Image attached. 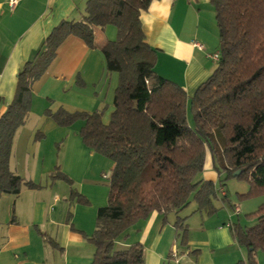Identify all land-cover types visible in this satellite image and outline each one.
Here are the masks:
<instances>
[{
	"label": "trees",
	"instance_id": "trees-1",
	"mask_svg": "<svg viewBox=\"0 0 264 264\" xmlns=\"http://www.w3.org/2000/svg\"><path fill=\"white\" fill-rule=\"evenodd\" d=\"M151 1L86 0L83 17L61 20L19 69L13 98L0 115V196L17 194L22 186L38 187L9 169L15 131L30 111L32 83L68 36L95 48V26L116 28L115 38L100 46L106 71L117 73L108 122L102 121L103 110L69 112L60 107L44 112L59 126L82 120L83 143L113 162L106 205L97 208L95 229L85 236L94 247L91 264H144L139 242L125 248L116 242L152 211L178 214L193 199L196 211L215 213L214 183L197 178L207 152L219 173L248 182L242 196L264 195V0H209L220 57L191 96L154 69L156 50L145 41L139 18ZM217 139L221 147L216 159ZM237 169L239 174L233 175ZM49 176L69 184L70 201L88 203L58 166ZM254 215L252 226L230 225L238 244L247 249V264H257V249L264 254V201ZM184 221L178 216L174 225L185 243ZM48 242L56 245L50 238Z\"/></svg>",
	"mask_w": 264,
	"mask_h": 264
},
{
	"label": "crops",
	"instance_id": "crops-1",
	"mask_svg": "<svg viewBox=\"0 0 264 264\" xmlns=\"http://www.w3.org/2000/svg\"><path fill=\"white\" fill-rule=\"evenodd\" d=\"M85 3L16 0L11 7L9 0H0V115L13 98L19 69L61 20H80ZM139 18L145 41L156 50V73L191 96L216 67L207 57L219 51L215 12L209 0H152ZM110 26L93 28L95 48L79 37L68 36L46 71L32 83L30 111L15 131L9 169L39 186H22L17 194L0 196V264H91L94 247L85 236L95 229L97 208L106 205V188L98 175L104 174V169H109L110 175L113 162L83 143L79 136L82 120L59 126L44 112L60 107L69 112L103 110L102 121L108 122L117 82L113 83L112 73L105 69L100 46L115 38L116 28ZM37 133L63 139L55 164L78 185L88 203L70 201L69 187L48 178L55 164L45 151L44 135L36 137ZM200 177L214 183L222 205L229 204L209 152ZM195 209L200 215L189 220L183 210L178 214L152 211L136 221L128 237L116 245L125 248L139 242L144 264H247V249L238 244L230 228L240 207L234 205L231 212L224 207V213L211 215ZM178 216L185 217V243L181 242L182 230L174 225ZM258 259V264H264L263 257Z\"/></svg>",
	"mask_w": 264,
	"mask_h": 264
},
{
	"label": "rangeland",
	"instance_id": "rangeland-1",
	"mask_svg": "<svg viewBox=\"0 0 264 264\" xmlns=\"http://www.w3.org/2000/svg\"><path fill=\"white\" fill-rule=\"evenodd\" d=\"M110 27H113V29H115L114 26H110ZM111 73H112L113 83H116L117 82V73L116 72H111ZM188 122L189 123L192 122L191 113H188ZM42 136H43L42 141H44L43 143L47 142V145L45 147L46 153L52 157L53 164L57 163L56 158H58V156L61 155V146H62L63 139L54 140L52 134H49L48 136H45L44 133L40 134V137H42ZM216 146H217V152H216V154H215L216 156H214V158L217 159L220 157L219 150L221 147L220 141L218 139L216 142ZM52 166H54V169H55V167L58 165L55 164ZM54 169L49 173V175L54 171ZM108 170L109 169H104L105 173L104 174L99 173V175H98L99 179L101 180V182H103V184L106 188L105 203L107 202V195H108V187H107L108 185L106 183L108 181V176H109V173H107ZM49 175H48V178L50 179ZM199 177H200V174L198 175L197 178H199ZM220 178H221L222 182L224 183V190L227 193V199L229 200V204L231 203L234 205H238L241 209V212L238 216L237 215L232 216V218H231L232 221L234 223H238L240 226H252L253 224H255L256 218H255L254 212L257 210L258 206L264 201V195L256 194L253 196L251 195L249 197L242 196V194L245 193L249 187V184L246 180L239 179V178L237 179V177H234V176L226 178L225 172L220 173ZM55 180H59L60 183L64 184L66 187L68 186L69 187V194H70V186L67 182H65L64 180H61V179H55ZM51 181H53V180H51ZM72 187L78 193L83 195V193L79 190L78 185H76V183H74L73 180H72ZM68 198H69V196H68ZM221 200H222L221 193L216 192V195L213 199V203H214L215 207L217 208L216 212L224 213V207H227L229 209V211L231 212L232 207L234 205L232 207L229 206V204L228 205L227 204L222 205ZM73 202H76V201H73ZM194 207H195V202L192 199L190 201L189 205L183 209L182 215H186L187 220H189L193 216H196V215L199 216L200 215L199 212L194 211V209H195ZM198 216H196V217H198ZM258 257L259 258L263 257V259H264V254H263L262 250H260V249H257L255 251V259L257 261V264L259 261Z\"/></svg>",
	"mask_w": 264,
	"mask_h": 264
},
{
	"label": "built area",
	"instance_id": "built-area-1",
	"mask_svg": "<svg viewBox=\"0 0 264 264\" xmlns=\"http://www.w3.org/2000/svg\"><path fill=\"white\" fill-rule=\"evenodd\" d=\"M15 3H16V0H9V5H10L11 7L14 6ZM194 45H195L196 47H198L199 49H202V48H203V45H201V44H199V43H197V42H195ZM207 57L210 58L211 60H213V61H215V62L217 63V61L219 60V57H220L219 51L212 52V53H208V54H207ZM234 211H235L236 213H238V212H239L238 207H236ZM172 255H173V256H176V253H175V252H172Z\"/></svg>",
	"mask_w": 264,
	"mask_h": 264
},
{
	"label": "water",
	"instance_id": "water-1",
	"mask_svg": "<svg viewBox=\"0 0 264 264\" xmlns=\"http://www.w3.org/2000/svg\"><path fill=\"white\" fill-rule=\"evenodd\" d=\"M240 170L237 169V171L233 172V175L239 174Z\"/></svg>",
	"mask_w": 264,
	"mask_h": 264
}]
</instances>
